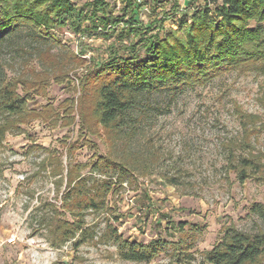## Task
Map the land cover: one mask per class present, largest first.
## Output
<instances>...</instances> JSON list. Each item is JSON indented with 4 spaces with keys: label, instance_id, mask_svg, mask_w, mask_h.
Segmentation results:
<instances>
[{
    "label": "rangeland",
    "instance_id": "rangeland-1",
    "mask_svg": "<svg viewBox=\"0 0 264 264\" xmlns=\"http://www.w3.org/2000/svg\"><path fill=\"white\" fill-rule=\"evenodd\" d=\"M105 1L112 16L124 14L121 0ZM141 3L143 28L153 24V32L164 33L178 30L184 13L190 18L205 1ZM126 33L123 25L111 38L63 31L62 43H39L24 27L0 47V86L10 82L27 94L29 114L0 144V240L19 237L16 245L0 249V264H176L171 242L179 240L192 246L199 262L229 228L264 230V74L258 70H232L195 89L142 96L133 111L136 129L130 135L127 130L114 149L101 127L96 133L80 129L82 77L92 63L131 43ZM45 49L73 52L83 61L51 57L55 62L44 65L38 57ZM110 153L128 166L123 176L92 170ZM242 157L254 162L244 180ZM78 168L83 177L114 183L105 208L85 212L86 241L80 245L79 233L62 243L51 229L53 217L73 218L62 196L68 170ZM111 227L125 239L169 243L150 262L127 261ZM256 264H264V257Z\"/></svg>",
    "mask_w": 264,
    "mask_h": 264
},
{
    "label": "trees",
    "instance_id": "trees-1",
    "mask_svg": "<svg viewBox=\"0 0 264 264\" xmlns=\"http://www.w3.org/2000/svg\"><path fill=\"white\" fill-rule=\"evenodd\" d=\"M204 1L203 6L193 9L190 18L184 13L177 22L178 30L162 33L160 29L153 32V24L143 28L138 13L141 0H121L124 14L118 16L110 14L105 0H0V47L8 35L24 27L39 43H62L59 34L63 31L82 36L92 31L111 38L123 25L128 37H133L132 42L122 51L111 52L106 60L92 63L82 77L79 107L80 129L94 131L101 127L109 147L114 149L127 130L130 135L136 129L133 111L142 96L195 89L232 70L250 68L264 74V0ZM119 37L125 38L123 34ZM51 57L67 63L83 61L73 52L53 55L49 49L40 50L38 58L44 65ZM27 100V94L17 93L10 82L0 86V144L8 132L25 123L29 115ZM1 115L5 117L1 119ZM240 163L239 178L244 180L254 162L242 157ZM92 168L101 176L115 171L123 176L128 171L113 153L100 157ZM81 170H68L62 196L63 209L72 220L53 217L51 222L52 231L62 243L75 239L78 233L76 245L86 241L84 214L105 208L114 184L108 179L101 182L83 177ZM110 230L120 255L127 261L150 262L169 243L155 238L145 244L123 238L116 228ZM171 243L176 264H256L264 257V230L247 233L229 228L212 249L202 252L199 262L192 246L184 247L181 240Z\"/></svg>",
    "mask_w": 264,
    "mask_h": 264
},
{
    "label": "built area",
    "instance_id": "built-area-1",
    "mask_svg": "<svg viewBox=\"0 0 264 264\" xmlns=\"http://www.w3.org/2000/svg\"><path fill=\"white\" fill-rule=\"evenodd\" d=\"M18 241H19V237L17 235H12L11 237L0 240V249L4 245H16L18 243Z\"/></svg>",
    "mask_w": 264,
    "mask_h": 264
}]
</instances>
